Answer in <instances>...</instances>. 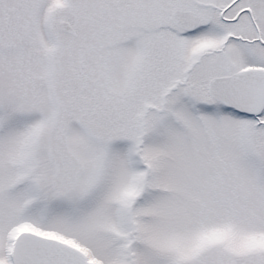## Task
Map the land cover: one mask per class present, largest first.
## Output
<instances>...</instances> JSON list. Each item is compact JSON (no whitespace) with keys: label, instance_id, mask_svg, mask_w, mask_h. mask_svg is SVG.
Segmentation results:
<instances>
[{"label":"snow or ice","instance_id":"snow-or-ice-1","mask_svg":"<svg viewBox=\"0 0 264 264\" xmlns=\"http://www.w3.org/2000/svg\"><path fill=\"white\" fill-rule=\"evenodd\" d=\"M0 264H264V0H0Z\"/></svg>","mask_w":264,"mask_h":264}]
</instances>
